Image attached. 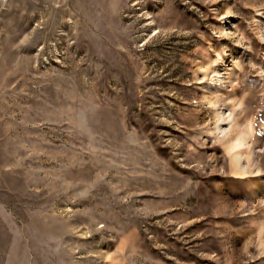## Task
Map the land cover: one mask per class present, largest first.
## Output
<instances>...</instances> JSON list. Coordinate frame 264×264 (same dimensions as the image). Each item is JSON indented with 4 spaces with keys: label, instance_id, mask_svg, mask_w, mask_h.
Here are the masks:
<instances>
[{
    "label": "rangeland",
    "instance_id": "1",
    "mask_svg": "<svg viewBox=\"0 0 264 264\" xmlns=\"http://www.w3.org/2000/svg\"><path fill=\"white\" fill-rule=\"evenodd\" d=\"M0 264H264V0H0Z\"/></svg>",
    "mask_w": 264,
    "mask_h": 264
}]
</instances>
